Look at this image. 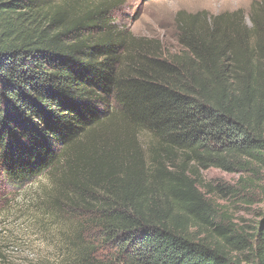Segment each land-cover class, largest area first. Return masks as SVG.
I'll list each match as a JSON object with an SVG mask.
<instances>
[{
	"label": "trees",
	"instance_id": "trees-1",
	"mask_svg": "<svg viewBox=\"0 0 264 264\" xmlns=\"http://www.w3.org/2000/svg\"><path fill=\"white\" fill-rule=\"evenodd\" d=\"M111 4L0 0V174L74 187L101 239L66 264H264V212L247 232L200 186L209 169L264 167V11L183 20L165 56ZM116 122L150 135L147 153H98Z\"/></svg>",
	"mask_w": 264,
	"mask_h": 264
},
{
	"label": "rangeland",
	"instance_id": "rangeland-1",
	"mask_svg": "<svg viewBox=\"0 0 264 264\" xmlns=\"http://www.w3.org/2000/svg\"><path fill=\"white\" fill-rule=\"evenodd\" d=\"M93 1L102 0H86V4ZM109 1L112 2V18L120 30L138 40L151 41L165 56L181 51L178 36L183 20L197 19L208 24L217 17H242L251 26L253 12L264 11V0ZM110 132L107 143L103 138L89 141L95 144L98 153L101 148L130 147L133 150L138 146L147 153L151 137L146 132L139 133L121 122H116ZM78 167L85 174L83 164L79 163ZM54 177L46 175L15 189L0 174V264H66L79 248V238L85 242L101 239L98 230H86L85 203L80 198L75 199L76 203L70 202L75 196L74 187L69 183L60 187L61 183H56ZM71 179L66 178V182ZM200 186L218 208L223 222H232L250 232L261 220L264 167L253 179L246 173L209 169L201 173Z\"/></svg>",
	"mask_w": 264,
	"mask_h": 264
}]
</instances>
